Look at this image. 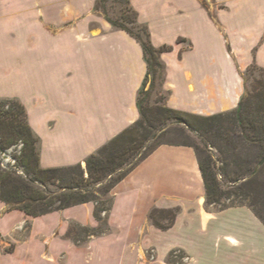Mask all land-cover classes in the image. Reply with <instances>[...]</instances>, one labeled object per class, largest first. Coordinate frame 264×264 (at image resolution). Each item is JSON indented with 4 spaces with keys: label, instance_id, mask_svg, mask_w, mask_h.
Returning <instances> with one entry per match:
<instances>
[{
    "label": "crops",
    "instance_id": "crops-1",
    "mask_svg": "<svg viewBox=\"0 0 264 264\" xmlns=\"http://www.w3.org/2000/svg\"><path fill=\"white\" fill-rule=\"evenodd\" d=\"M97 0H0V45L18 49L26 111L43 168L81 163L140 118L137 98L146 78L141 44L96 11ZM210 3V5H206ZM162 53L165 104L208 116L236 111L245 93L243 72L264 68L263 0H129ZM221 6V8H220ZM10 71L9 67L7 72ZM107 229L77 241V228H100L94 204L37 217L0 201L4 264H146L153 235L173 232L179 219L201 230L207 255L230 264H264V223L245 205L209 211L194 150L161 145L111 190ZM153 208H177L173 225H153ZM28 231L20 232L26 223ZM44 223V224H41ZM75 238V239H74ZM13 240L5 251L4 240ZM113 242V243H112ZM204 243V242H202ZM164 248L151 264H168ZM204 258V255L201 256ZM210 258V256L208 255Z\"/></svg>",
    "mask_w": 264,
    "mask_h": 264
},
{
    "label": "trees",
    "instance_id": "trees-1",
    "mask_svg": "<svg viewBox=\"0 0 264 264\" xmlns=\"http://www.w3.org/2000/svg\"><path fill=\"white\" fill-rule=\"evenodd\" d=\"M106 1L108 0H97L94 9H100L108 23L127 32L141 44L147 64L146 78L137 98L140 118L133 125L89 155L84 160V167L77 163L43 168L39 165L37 140L27 123L24 106L15 98H0V201L11 209L21 210L29 217L93 203L94 217L100 228L78 227L77 241L82 240L79 237L88 238L105 233L107 215L112 206L111 190L161 145L187 146L194 150L203 181L205 207L221 205L225 189L219 176L223 174L227 183H235L246 179L251 171L249 168H234L230 173L224 171L216 165L209 147L222 154L226 148L235 150V143L243 141L258 146L259 155L264 158V75L259 91L256 88L245 89L236 111L201 116L175 110L166 104L150 107L146 105L147 96L155 88L157 80L162 88L164 78V65L160 55L171 51V47L152 45L147 27L138 23L137 14L131 8L129 0H121L125 4V11L116 18L107 14L104 5ZM129 25L138 31L134 32ZM260 69L264 74V68ZM147 84L149 89L146 90ZM167 124L183 126L200 143L190 139L180 127L177 132L186 142L146 146L147 141ZM17 147L18 155L14 156V164L4 166L2 156L11 148ZM222 163L230 167V163L224 160ZM52 186L53 189L50 188ZM105 195H108L107 201L102 200ZM224 208L227 207L221 205L219 210ZM177 211V208H153L149 218L154 226L167 230L173 225ZM252 211L264 223L261 216L255 210Z\"/></svg>",
    "mask_w": 264,
    "mask_h": 264
},
{
    "label": "rangeland",
    "instance_id": "rangeland-1",
    "mask_svg": "<svg viewBox=\"0 0 264 264\" xmlns=\"http://www.w3.org/2000/svg\"><path fill=\"white\" fill-rule=\"evenodd\" d=\"M264 1V0H263ZM107 10V14L111 18H116L120 13L125 11V4L121 0H108L104 3ZM210 5V3H206ZM221 8V6H220ZM101 13V10L99 11ZM102 14V13H101ZM129 27L137 32L138 29L129 25ZM5 43H13L8 37L4 41V45H0V97H18L22 95L26 96L24 87L21 86L20 74H19V62H18V49L13 46H9ZM9 67L10 71L7 72ZM263 71L251 63L246 67L243 72V78L245 79L246 90H260L262 85L260 82L263 81ZM159 80L153 90H151L147 96L146 105L150 107L163 106L165 104V92L159 86ZM149 89V84L146 86V90ZM143 97V96H142ZM256 116V114H254ZM177 124H167L163 130L156 132V134L147 141L146 146L152 144H166V143H183L186 139L181 136L178 132ZM185 134L190 139L196 140L200 143V140L188 129H184ZM202 144V143H201ZM18 147L11 148L5 155L2 156V164L4 166H12L14 164V156L18 155ZM213 153V158L216 160V165L224 171L229 172L234 169H247L249 168L250 175L241 181L235 183H227L224 175L219 176L218 179L223 181L224 185V196L221 199V205L230 207L232 205H245L255 210L264 221V162L260 165L262 158L259 155L260 148L247 144L243 141H237L235 143V150L225 149L224 153L219 154L215 149L209 147ZM223 160L230 163V167L223 165ZM235 161V164H233ZM232 163V164H231ZM82 165V167H84ZM50 188H54L53 186ZM108 195L102 197L103 201H107ZM221 205H213L206 207L209 211L218 210ZM44 224V223H41ZM29 223L27 222L20 232L28 231ZM0 229L7 235L12 236L16 230L14 223L9 218H6L0 222ZM205 237L202 235L201 230L194 226L188 225L179 219V224L173 232H162L161 234L153 235L152 241L158 248L159 254L156 259V249L154 246L149 245L143 248V254L145 255V263L151 264L155 259L160 260L164 254V248L172 245L179 246L184 245L191 251L192 261L189 264H230L226 259H216L211 253L207 255ZM204 242V243H202ZM113 243V242H112ZM13 240H4L3 248L5 251H10L13 248ZM204 255V258L201 256ZM191 260V257L183 250L175 248L171 250L168 255L166 262L168 264H186ZM4 257H0V264H4Z\"/></svg>",
    "mask_w": 264,
    "mask_h": 264
},
{
    "label": "water",
    "instance_id": "water-1",
    "mask_svg": "<svg viewBox=\"0 0 264 264\" xmlns=\"http://www.w3.org/2000/svg\"><path fill=\"white\" fill-rule=\"evenodd\" d=\"M264 162V158L261 160V162L259 163L260 165Z\"/></svg>",
    "mask_w": 264,
    "mask_h": 264
}]
</instances>
